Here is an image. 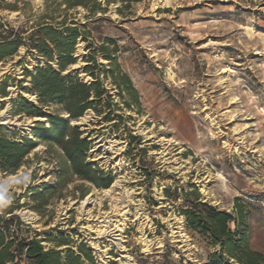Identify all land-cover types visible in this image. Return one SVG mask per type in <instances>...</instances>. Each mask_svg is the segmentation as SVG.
<instances>
[{
    "label": "rangeland",
    "instance_id": "374dc122",
    "mask_svg": "<svg viewBox=\"0 0 264 264\" xmlns=\"http://www.w3.org/2000/svg\"><path fill=\"white\" fill-rule=\"evenodd\" d=\"M71 1L0 0V39L13 30L27 44L39 25H77L84 39L63 73L89 84L84 56L108 68L109 55L139 105L127 108V95L90 62L109 108L85 110L77 125L89 141L86 160L111 183L75 174L58 144L39 141L15 172L0 170V224L9 220L10 233L45 250L77 253L84 244L95 264H203L217 246L188 230L179 211L194 186L220 210L243 206L249 245L264 255V0ZM37 64L45 61L25 45L0 60V123L22 136L48 124L14 114L19 96L38 105L25 76ZM108 111L114 120L104 119ZM14 264L33 263L22 255Z\"/></svg>",
    "mask_w": 264,
    "mask_h": 264
},
{
    "label": "trees",
    "instance_id": "16d2710c",
    "mask_svg": "<svg viewBox=\"0 0 264 264\" xmlns=\"http://www.w3.org/2000/svg\"><path fill=\"white\" fill-rule=\"evenodd\" d=\"M137 1V0H120ZM69 5H85L83 0H72ZM93 11V10H91ZM52 24L39 25L29 35L30 41L25 44L22 38L11 30L8 35L0 39V60L6 55L16 52L20 45H25L27 51L34 50L40 59L45 61L43 66L37 64L31 71H26L29 77V92L36 95L38 105H34L19 96L18 107L15 106L14 114L25 113L28 116L45 117L48 124L42 122L34 124L29 135H19L16 130L0 123V170L6 173L15 172L24 162L28 153L39 141L58 144L68 162L70 169L75 174L87 180H95L96 176L103 177V186H108L112 178L103 174L102 170L95 169L91 162L86 160V152L89 149V141L83 137V132L71 121L78 119L84 111L92 108L96 114L102 113V108L109 102L101 104L103 94L110 98L109 92L101 88L99 78L92 71L90 62L101 67L105 78L110 77L111 82L117 88V95H127L125 105L127 108L138 107L139 99L129 76L119 69L118 63L109 55H104L108 60V68L102 64H96V60L90 55L84 56L88 63L85 71L93 81L89 84L81 80L77 73H63L66 67L75 62L74 46L78 37L84 39L79 27L65 26L63 21ZM104 45L99 46L104 49ZM51 62L55 63V67ZM0 92L4 93L5 82L1 81ZM97 103L99 105H95ZM44 105H55L59 111L49 113L42 109ZM108 111L104 119L112 121ZM193 187L190 192L191 200H186L180 213L185 217V226L202 236L209 244L217 246L208 254L203 264H264V255L250 247L248 242V227L244 222V207L235 203L233 212L220 210L206 201H202L197 189ZM1 220V219H0ZM17 223L20 221L17 219ZM0 224V263L14 264L18 256H25L33 264H82L83 255L90 264L92 260L89 249L84 244L78 245L76 253L71 248H49L45 250L40 240L35 237H16L9 232L10 221ZM231 223L235 228H231Z\"/></svg>",
    "mask_w": 264,
    "mask_h": 264
},
{
    "label": "bare ground",
    "instance_id": "6f19581e",
    "mask_svg": "<svg viewBox=\"0 0 264 264\" xmlns=\"http://www.w3.org/2000/svg\"><path fill=\"white\" fill-rule=\"evenodd\" d=\"M82 118V117H81ZM80 118V119H81ZM79 119V118H78ZM71 122H73V121H71ZM9 177H14V175H10ZM110 188H112V187H110ZM108 191H110V189H106V190H104V192H108ZM90 197L89 196H87V198H86V200H88ZM85 201H82V204L84 203ZM100 224H99V229H97V231H98V233H101V232H103V231H105V227H107L108 225H107V222H108V220H100ZM143 240V243H144V245L145 246H148L147 245V241H145L144 239H142Z\"/></svg>",
    "mask_w": 264,
    "mask_h": 264
},
{
    "label": "water",
    "instance_id": "95a60500",
    "mask_svg": "<svg viewBox=\"0 0 264 264\" xmlns=\"http://www.w3.org/2000/svg\"><path fill=\"white\" fill-rule=\"evenodd\" d=\"M78 120L79 119L73 120V122H71V124H76V125L79 124Z\"/></svg>",
    "mask_w": 264,
    "mask_h": 264
}]
</instances>
